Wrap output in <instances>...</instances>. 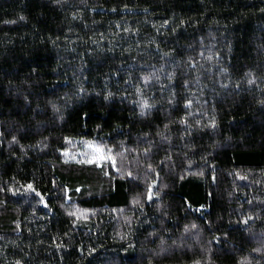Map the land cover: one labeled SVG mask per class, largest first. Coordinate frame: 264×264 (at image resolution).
Masks as SVG:
<instances>
[{
	"label": "trees",
	"instance_id": "trees-1",
	"mask_svg": "<svg viewBox=\"0 0 264 264\" xmlns=\"http://www.w3.org/2000/svg\"><path fill=\"white\" fill-rule=\"evenodd\" d=\"M0 264H264V0H0Z\"/></svg>",
	"mask_w": 264,
	"mask_h": 264
},
{
	"label": "rangeland",
	"instance_id": "rangeland-1",
	"mask_svg": "<svg viewBox=\"0 0 264 264\" xmlns=\"http://www.w3.org/2000/svg\"><path fill=\"white\" fill-rule=\"evenodd\" d=\"M74 154V153H73ZM73 157H81V158H96L103 159L104 155L102 154V150L98 147L94 146L92 143H85L80 149L72 155Z\"/></svg>",
	"mask_w": 264,
	"mask_h": 264
},
{
	"label": "snow or ice",
	"instance_id": "snow-or-ice-1",
	"mask_svg": "<svg viewBox=\"0 0 264 264\" xmlns=\"http://www.w3.org/2000/svg\"><path fill=\"white\" fill-rule=\"evenodd\" d=\"M256 251H260V249H256Z\"/></svg>",
	"mask_w": 264,
	"mask_h": 264
}]
</instances>
